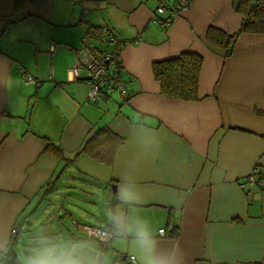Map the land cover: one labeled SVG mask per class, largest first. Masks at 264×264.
<instances>
[{"label":"crops","instance_id":"obj_1","mask_svg":"<svg viewBox=\"0 0 264 264\" xmlns=\"http://www.w3.org/2000/svg\"><path fill=\"white\" fill-rule=\"evenodd\" d=\"M15 1L0 0V242L10 247L0 264H16L39 230L81 239L85 226L112 227L104 204L122 207L119 186L143 198L126 215L163 229L160 248L178 245L183 264H264V186L243 182L255 164L264 175V32L239 33L231 54L206 41L208 27L240 29L233 0H191L167 26L161 0H36L13 12ZM102 27L123 40L128 97L95 104L78 57ZM184 52L202 57L195 101L163 95L151 68ZM102 126L122 138L110 163L81 151ZM129 247L113 238L112 264H129Z\"/></svg>","mask_w":264,"mask_h":264},{"label":"clouds","instance_id":"obj_2","mask_svg":"<svg viewBox=\"0 0 264 264\" xmlns=\"http://www.w3.org/2000/svg\"><path fill=\"white\" fill-rule=\"evenodd\" d=\"M115 194L122 207L113 208L107 202L104 204L107 221L112 226L107 239L95 236L99 231L97 227L91 229L94 239L87 234L81 239L64 238L39 230L31 238L29 246L17 254L16 264H112L109 247L113 238L129 243L132 264H183L178 245L161 249V233L153 229L146 219L130 218L123 211L143 203L139 191L134 187L119 186ZM9 251V241L0 242V259Z\"/></svg>","mask_w":264,"mask_h":264},{"label":"trees","instance_id":"obj_3","mask_svg":"<svg viewBox=\"0 0 264 264\" xmlns=\"http://www.w3.org/2000/svg\"><path fill=\"white\" fill-rule=\"evenodd\" d=\"M35 1L16 0L13 12ZM232 3L234 9L243 16L240 29L235 33L227 34L221 29L208 27L206 33V41L216 47H225L228 54L232 53L235 38L239 33L264 32V0H233ZM201 63L202 57L198 53L184 52L172 59L153 62L151 68L163 95L183 101H195L198 98L197 87ZM84 143L81 151L92 155L102 163H110L113 152L122 143V138L108 127L102 126L94 130ZM52 151L57 157H62V151L57 145L53 146Z\"/></svg>","mask_w":264,"mask_h":264},{"label":"built area","instance_id":"obj_4","mask_svg":"<svg viewBox=\"0 0 264 264\" xmlns=\"http://www.w3.org/2000/svg\"><path fill=\"white\" fill-rule=\"evenodd\" d=\"M190 1L191 0H175L172 7L168 9L165 3L161 0L158 3L156 13H167L164 20L161 21V24L166 26L169 25L173 16L188 8ZM98 33L99 46L92 47L90 46L88 39H84L82 49L78 57V64L86 71V100L98 104L106 95L113 93V91L118 93L122 99H125L128 97V93L126 82L122 79L124 69L122 68L120 57V53L124 45L123 40L116 33L106 27L100 28ZM109 45L111 48H108ZM26 82L28 84L35 83L36 81L31 76H27ZM243 182L248 185L257 184L264 186V175H262L259 164L253 165L250 172L244 176ZM94 227L99 229V231L95 233V236H99L102 239L108 238L112 228L109 226L100 227L91 225L83 227L87 234L92 238H94V236L91 229ZM14 230L12 231L14 232ZM163 231V229L159 230L161 235L163 234ZM101 246L103 247L105 245ZM123 261L131 264L133 258L131 255H125L123 257Z\"/></svg>","mask_w":264,"mask_h":264},{"label":"rangeland","instance_id":"obj_5","mask_svg":"<svg viewBox=\"0 0 264 264\" xmlns=\"http://www.w3.org/2000/svg\"><path fill=\"white\" fill-rule=\"evenodd\" d=\"M90 181H91V180H90ZM95 184H96V182H95ZM42 207H44V206L42 205ZM42 209H43V208H42ZM38 210H39V209H38ZM40 211H41V210H39V212H40ZM77 213H78V212L73 213V214H76V215H73V216L77 217V218L79 219V221H82V222H86V223H88V222H87L88 220L84 218V215L82 216V217H83V218H82L81 216H78ZM98 219H99V218H98ZM64 221H65V225L69 227V225H70V220L66 218ZM90 221L93 222V223H96V222H97V216H93V217L90 216ZM94 225H95V224H94ZM70 227H71V226H70ZM61 228H62V227H61Z\"/></svg>","mask_w":264,"mask_h":264}]
</instances>
